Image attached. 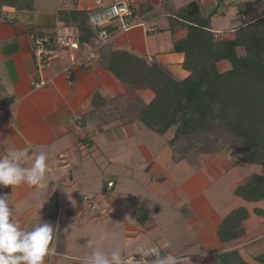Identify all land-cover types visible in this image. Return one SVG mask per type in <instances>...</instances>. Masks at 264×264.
I'll list each match as a JSON object with an SVG mask.
<instances>
[{
	"label": "crops",
	"instance_id": "0c3cea01",
	"mask_svg": "<svg viewBox=\"0 0 264 264\" xmlns=\"http://www.w3.org/2000/svg\"><path fill=\"white\" fill-rule=\"evenodd\" d=\"M33 1L35 8L32 12H17L13 8H6L8 21L4 22L0 19V105L2 107V113H0V155L15 148L24 149L27 157L24 163L25 166H28L34 159L33 153L43 151L48 156V175H51L54 187L59 184L61 188L63 186L66 188L70 186L64 185L63 178L66 171L71 168L73 157L70 151L74 149L86 156L91 155L93 151L99 149L97 138L100 135H107L110 140L116 141L119 137L113 135L114 131L141 123L127 114L129 104L136 103L143 106L148 104L153 97L148 90H134L120 83L100 63L99 54L101 51H128L145 58L149 64H158L173 79L182 81L189 75L183 68L185 55L174 52V46L177 41L187 36V29L178 26L172 32L169 18L176 17L180 10L182 11L192 2L199 5L203 17L209 15L204 14L206 7L201 0H189L186 5L179 4L178 0H77L76 9L91 14L102 6L121 1L129 2L131 6L137 8L141 7L143 11L134 20H129L131 27L128 30H121L112 36V41L107 44L108 46L92 48L87 44H78L77 37L65 30L64 22L58 17V11L74 8L71 0H61V5L60 0H53V9L38 8L35 0ZM253 1L256 0H222L223 8L221 9V5H218V8L212 13L211 31L215 37L221 40H233L235 29L249 21V16L240 18V11L245 8L246 4ZM46 2L47 0H39L40 6ZM219 16L230 17L231 22L228 30L214 29L213 22ZM32 33L46 34L52 37L58 35L60 38L74 37L76 42L66 47L52 66L40 71L32 51L30 40ZM74 58L75 63L72 60ZM222 64H225L226 67L221 68ZM218 68L220 71H226L229 69V65L227 62H220ZM89 137L93 143L88 139ZM125 139L124 137L123 140ZM140 150L148 161L153 160L144 146H140ZM191 155H197L201 160L208 161L209 159L211 162L220 156ZM225 156L230 158L229 154ZM62 158L65 159L64 164L59 163ZM187 158L184 160H188ZM240 164L243 163H234L227 169L223 168V174H228ZM255 166L264 168L261 165ZM159 171L161 170L159 169ZM197 172L192 176V180L200 184L199 190L196 194L185 191L189 200L195 199L212 185L203 172ZM254 174L264 176V172L251 173L242 184ZM190 185L191 180L180 184L184 189H188ZM61 188H57L55 191L49 185V191H47L21 185L13 191L9 186L0 187V194L12 195L9 201L10 207L21 226H26L25 230H31L34 225L40 222L39 214L42 221L49 220L52 198L56 196L58 206L56 229L49 246L50 252L44 258V264H81L83 257L72 255L69 252L68 234L62 228L64 196ZM28 198L31 202L28 205L29 210L20 213L18 208L22 199L27 200ZM37 201L41 208L36 207ZM261 201L264 200L246 202L249 205H256ZM238 208L240 207L231 209L221 218L212 220L214 224H212L211 230H207L206 237H200L199 243L201 246L207 247L208 252H211L210 255L216 257L222 252L237 249L248 261H251L255 256L251 254L247 256V251L249 246L264 237V233L243 241L248 237L250 217L248 207H244L249 212V217L244 224L246 233L229 243H221L218 240L216 234L218 226L230 212ZM255 208L264 210V207L257 206L252 210L254 211ZM75 210H67L71 223L82 219L75 216ZM108 212L109 210L103 211L105 214ZM148 217L149 213L144 223L140 224L144 225ZM258 218L260 224L264 226V217L258 216ZM129 227L126 223L124 231ZM131 228L144 231L135 226ZM59 233H62L65 240V247L60 250L57 249L56 242ZM207 240L210 241L209 246H207ZM159 243L167 247L164 239H160Z\"/></svg>",
	"mask_w": 264,
	"mask_h": 264
},
{
	"label": "trees",
	"instance_id": "16d2710c",
	"mask_svg": "<svg viewBox=\"0 0 264 264\" xmlns=\"http://www.w3.org/2000/svg\"><path fill=\"white\" fill-rule=\"evenodd\" d=\"M71 1L74 8L58 11L65 30L77 37L78 44L101 46L100 29L89 22L91 13L79 11L77 0ZM6 8L32 12L35 6L33 0H0V19L4 22L8 21ZM131 10L133 20L143 12L141 7L131 6ZM239 16H249V21L235 29L233 40L215 37L211 31L212 14L203 17L196 2L169 18L172 32L178 26L187 29V36L174 46V52L185 55L183 68L189 75L182 81L173 79L158 64H149L128 51L103 50L99 54L100 63L120 83L152 93L148 104L130 103L127 114L158 135L174 130L168 145L176 155L175 162L191 154H229L237 164L264 166V0L246 4ZM104 29L114 36L121 31V25L113 21ZM58 37L53 36L55 40ZM220 62H227L229 69L220 71ZM235 194L248 202L264 200V176H250ZM56 200L54 196L51 217L46 221L54 229L58 216ZM140 208L139 218L144 223L148 211ZM254 212L264 217L263 209L255 208ZM248 217L244 207L230 212L217 228L218 240L229 243L242 237ZM56 239L58 250L65 247L62 233ZM216 259L214 264H264V252L251 261L237 249L222 252Z\"/></svg>",
	"mask_w": 264,
	"mask_h": 264
},
{
	"label": "rangeland",
	"instance_id": "374dc122",
	"mask_svg": "<svg viewBox=\"0 0 264 264\" xmlns=\"http://www.w3.org/2000/svg\"><path fill=\"white\" fill-rule=\"evenodd\" d=\"M52 1L47 0L43 6H40L39 0H35V3L38 8L53 9ZM188 2L189 0H178L181 5ZM201 2L206 7L204 14L207 15L212 14L218 5L223 8L222 0ZM230 20V17L219 16L214 20L213 27L228 30ZM111 41L112 38L108 44ZM224 67L226 65L222 64L221 68ZM113 135L119 139L112 141L107 135L98 136L99 149L91 155L86 156L74 149L70 151L73 157L71 168L63 178L64 185L70 187L65 188L66 192L62 191V228L68 234L69 252L72 255L84 257L87 250L83 246L86 242L103 237L107 251L116 247L122 250L126 248L130 255H134L139 249L148 248L153 254L190 256L192 264H213L217 259L209 254L211 252H208L206 246H201L200 237H206L214 220L241 206L250 209L248 237L243 241L264 233V226L252 210L255 206L264 207V201L249 205L234 193L249 174L264 172L263 167L243 163L228 174H223V168L227 169L236 162L234 158L225 155L212 162L191 155L188 160L177 163L174 159L176 155L168 145V141L174 136V130L158 135L143 124L136 123L114 131ZM140 146L146 148L153 157L152 161L146 159ZM197 171L203 172L212 185L191 201L185 191L196 194L199 190L200 184L192 180ZM48 178L50 185L54 187L51 175ZM188 180H191L188 189L180 186ZM30 203V198L22 199L18 211L24 213L29 210ZM140 207L146 208L149 213L144 225L140 224ZM74 209L75 216L82 219L71 223L67 210ZM104 210L109 212L105 214ZM113 223H120L116 231H112ZM126 223L130 227L124 231ZM134 226L144 231L131 228ZM160 239L165 240L167 247L159 243ZM209 245L210 241L207 240V246ZM247 252V256L264 252V237L249 246ZM138 257L137 254L136 258Z\"/></svg>",
	"mask_w": 264,
	"mask_h": 264
},
{
	"label": "clouds",
	"instance_id": "9594fccd",
	"mask_svg": "<svg viewBox=\"0 0 264 264\" xmlns=\"http://www.w3.org/2000/svg\"><path fill=\"white\" fill-rule=\"evenodd\" d=\"M219 106L217 105V108ZM34 159L25 166L26 152L15 148L0 155V187H16L27 185L38 190L49 191V165L45 152L33 153ZM61 188L57 184L53 189ZM65 191L64 186L61 188ZM12 195L0 194V264H44V258L49 254V245L54 236V226L50 222L42 221L31 230L22 228L15 218L9 201ZM36 207L41 208L39 201ZM43 207V206H42ZM113 223L112 231L117 230ZM87 250L81 264H192L190 256L167 254H153L148 248H141L134 255L119 247L107 251L104 238L88 240L83 246ZM139 259H136V255ZM151 258V259H150Z\"/></svg>",
	"mask_w": 264,
	"mask_h": 264
},
{
	"label": "built area",
	"instance_id": "2783aa9c",
	"mask_svg": "<svg viewBox=\"0 0 264 264\" xmlns=\"http://www.w3.org/2000/svg\"><path fill=\"white\" fill-rule=\"evenodd\" d=\"M129 20H133V14L131 4L126 1L102 6L89 17L91 26L100 29L98 40L101 46L106 45L112 38L108 31L104 29L106 25L113 21H119L121 30L126 31L131 27ZM30 40L36 65L40 71L52 66L59 59L61 52L76 42L74 37H59L55 40L50 35L40 33H32ZM72 60L75 63V58ZM81 65L83 64L81 63ZM1 108L0 105V113H2ZM64 162L65 159L63 158L59 161L60 164H64ZM136 259H139V257Z\"/></svg>",
	"mask_w": 264,
	"mask_h": 264
}]
</instances>
